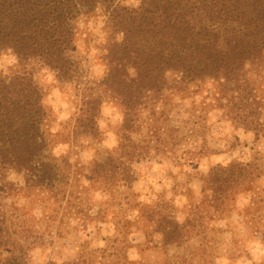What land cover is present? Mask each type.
Here are the masks:
<instances>
[{"label":"trees","instance_id":"trees-1","mask_svg":"<svg viewBox=\"0 0 264 264\" xmlns=\"http://www.w3.org/2000/svg\"><path fill=\"white\" fill-rule=\"evenodd\" d=\"M129 1L134 0H0V54H12L20 67L0 76V195L11 196L7 176L13 173L23 177L24 196L34 195L40 204L73 197L69 172L52 154L50 114L30 71L34 67L48 69L59 84L76 89L74 138L99 142L101 108L114 102L121 109L117 147L88 164V189L109 193L134 183L131 164L146 156L131 137L140 131L143 107L185 99L206 85L236 127L252 132L257 141L264 138V0ZM95 15L103 19L100 80L90 77L76 53L77 24ZM258 175L251 163L211 167L202 177L200 201L187 205L181 222L149 209L148 242L157 234L159 247L180 248L202 225L204 212L223 219L235 196ZM9 212L0 207V264H28V246L40 244L37 237L29 243L28 235L39 233ZM96 215L82 216L91 223Z\"/></svg>","mask_w":264,"mask_h":264},{"label":"rangeland","instance_id":"rangeland-1","mask_svg":"<svg viewBox=\"0 0 264 264\" xmlns=\"http://www.w3.org/2000/svg\"><path fill=\"white\" fill-rule=\"evenodd\" d=\"M136 5L135 0L127 2ZM76 53L83 56L90 77L100 80L104 66L97 46L103 38V19L81 17L77 24ZM20 67L9 53L0 54V76H11ZM42 87L50 114L52 154L64 172H69L73 194L66 202L39 203L24 196L21 175L10 173L11 196L0 195V207L16 214L25 226L34 224L37 246H28V264H259L264 261V138L236 127L212 100L209 85L189 92L184 99L148 103L140 114L141 128L132 140L146 152L131 164L136 181L107 193L88 189L87 166L94 157L114 152L122 121L114 102L101 108L99 142L73 136L77 112L76 89L59 84L46 68L30 69ZM264 90V84H263ZM264 124V115L262 117ZM251 163L260 175L253 185L238 193L223 219L204 212L202 225L180 248L159 247L160 236H145L151 230L146 216L153 208L181 222L201 199L202 177L217 164ZM99 210L100 215L96 213ZM46 213V214H45ZM49 213V214H48ZM83 214L97 216L88 223ZM44 215H52L51 219ZM207 216V217H206ZM85 221V223L83 222ZM59 225V226H58ZM41 229L37 230L38 228ZM58 226V230H54ZM40 231V232H39ZM104 250V251H103Z\"/></svg>","mask_w":264,"mask_h":264}]
</instances>
